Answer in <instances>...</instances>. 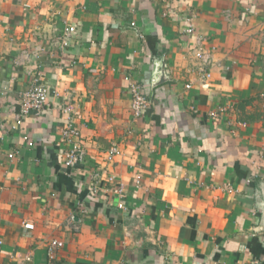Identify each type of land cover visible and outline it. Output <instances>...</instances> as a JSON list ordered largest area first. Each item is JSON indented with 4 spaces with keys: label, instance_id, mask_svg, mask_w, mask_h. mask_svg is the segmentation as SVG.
Segmentation results:
<instances>
[{
    "label": "crops",
    "instance_id": "obj_1",
    "mask_svg": "<svg viewBox=\"0 0 264 264\" xmlns=\"http://www.w3.org/2000/svg\"><path fill=\"white\" fill-rule=\"evenodd\" d=\"M185 16L212 50L206 82L192 76ZM33 77L47 107L13 130ZM131 83L148 102L139 118ZM65 107L85 150L73 169ZM253 263L264 264V0H0V264Z\"/></svg>",
    "mask_w": 264,
    "mask_h": 264
},
{
    "label": "built area",
    "instance_id": "obj_2",
    "mask_svg": "<svg viewBox=\"0 0 264 264\" xmlns=\"http://www.w3.org/2000/svg\"><path fill=\"white\" fill-rule=\"evenodd\" d=\"M184 22V34L194 38V48L195 55L194 60L196 62L194 73L192 76H195L197 80L206 82L211 78V73L209 71V66L212 63V50H205L202 45L205 41L204 37L195 33V27L192 24L193 16H185ZM134 26V23H132ZM74 33L73 28H66L61 36L57 38L58 44L61 48H66L68 42L71 39L72 34ZM40 51V50H38ZM193 81L189 82L186 85L187 89H190ZM129 94L131 96V112L133 117L139 118L143 112L147 109L148 102L145 98V95L141 87L137 84L131 83L129 85ZM50 91L47 86L40 82L38 77H33L31 83L27 89L22 91L18 99V112L15 116V123L11 129L15 130L23 122V120L34 113L36 116H39L47 107L48 97ZM63 113L65 115L66 124L62 130V142L66 145L67 149L63 151L62 158L63 164L67 169H73L78 164L82 163L85 158V150L80 142V132L72 123L71 120V109L69 107L63 108ZM213 117L217 116L215 113L211 114ZM119 153V150L116 145L112 146L107 152V161L110 162L113 158ZM114 180L113 176L108 178V182ZM142 176L139 174L135 179V187L138 189ZM124 185L120 184L118 188L113 190V193L117 196H121L123 193ZM97 188H93L94 192H97ZM27 228L31 226L26 225ZM62 247L61 242L52 241L49 245L47 256L49 261L54 260V251ZM27 261H29L27 259ZM258 264V263H253Z\"/></svg>",
    "mask_w": 264,
    "mask_h": 264
},
{
    "label": "water",
    "instance_id": "obj_3",
    "mask_svg": "<svg viewBox=\"0 0 264 264\" xmlns=\"http://www.w3.org/2000/svg\"><path fill=\"white\" fill-rule=\"evenodd\" d=\"M157 71V79H156V84L163 82L166 78L165 71H164V65L163 63L160 64L159 67L156 68Z\"/></svg>",
    "mask_w": 264,
    "mask_h": 264
},
{
    "label": "trees",
    "instance_id": "obj_4",
    "mask_svg": "<svg viewBox=\"0 0 264 264\" xmlns=\"http://www.w3.org/2000/svg\"><path fill=\"white\" fill-rule=\"evenodd\" d=\"M239 107L242 108V105H240Z\"/></svg>",
    "mask_w": 264,
    "mask_h": 264
}]
</instances>
